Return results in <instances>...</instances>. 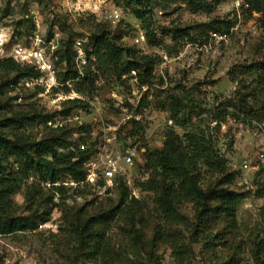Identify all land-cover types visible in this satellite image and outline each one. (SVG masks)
<instances>
[{"label": "rangeland", "instance_id": "1", "mask_svg": "<svg viewBox=\"0 0 264 264\" xmlns=\"http://www.w3.org/2000/svg\"><path fill=\"white\" fill-rule=\"evenodd\" d=\"M149 3L151 12L140 19L135 5L126 0H16L14 4L2 0L0 24L10 44L19 43L28 52L41 51L53 63L56 77L53 81L34 63L21 65L38 70L37 78L0 69V129L10 139L37 142L62 128L72 150H81L84 143L95 148L91 156L98 146L112 153L136 146L133 164L121 163L117 176L144 200L146 208L132 219L118 214L121 194L115 180L103 179L104 184H99L63 176L59 181L68 185L61 193L32 167L24 171L22 185L12 196V216L35 220L47 213L48 217L38 219L34 229L0 234V264H96L87 236L81 241L76 229L85 224L92 234H104L114 264L146 262L148 256L143 251L135 254V245L143 248L142 241L152 237L160 219L153 209L154 193L142 191L139 184L149 177L144 168L147 149L163 146L168 126L184 133L171 117L173 96L183 98L187 110L192 107L193 122H207L235 175L230 188L241 194L235 228L223 218L200 215L201 203L194 196L182 201L180 211L188 220L183 234L188 238L191 232L205 229V220L207 232L214 236L209 247L202 241L194 243L195 257L189 264H264V250L257 247L264 239V96L251 95L259 88L258 73L244 68L264 58V12L236 8L233 0H207L203 9H194L184 0ZM214 26L228 32V40L210 41ZM97 34H107L136 54L151 56L152 76L146 78L144 67L124 72L101 65L93 53ZM141 34L144 38L136 41ZM71 70L79 76L64 79ZM245 94L261 120L238 110ZM73 99L85 104L66 114L67 101ZM18 162L22 167L26 163L25 159ZM218 176L206 173L201 186L214 184ZM71 180L77 184L71 185ZM38 182L45 194L53 196V205L46 195L35 202L26 198ZM92 217L107 221L93 225ZM141 217L144 221H138ZM159 255L162 264H175L168 245H161Z\"/></svg>", "mask_w": 264, "mask_h": 264}, {"label": "trees", "instance_id": "2", "mask_svg": "<svg viewBox=\"0 0 264 264\" xmlns=\"http://www.w3.org/2000/svg\"><path fill=\"white\" fill-rule=\"evenodd\" d=\"M126 1L135 5L134 13L140 19H143L152 10L149 0ZM184 1L194 9H203L207 5V0ZM245 1L250 10L264 12V0ZM226 27L228 30L230 24ZM213 28L216 31L226 32L219 30L221 28L218 26ZM178 31L183 34L182 29ZM93 53L103 66H114L115 69L122 68L124 72L144 67L146 78L152 76L155 61L151 56L139 55L132 48L119 46L107 34L95 36ZM127 57L132 60L126 61ZM244 68L246 71L258 73L259 88L258 91L252 90L251 95L264 96V58L244 64ZM0 69L16 72L23 77L37 78L40 75V72L34 67L22 66L21 63L12 58H0ZM77 76H79L78 71L71 70L66 73L64 79ZM84 79H88V76H84ZM14 81L16 80H11V83L13 84ZM143 81L146 82V80ZM248 96L245 94L242 98L237 107L238 110L261 120L257 112L258 109L248 104ZM67 102L70 106L66 108V114H69L74 107L85 104V101L81 99L68 100ZM225 103L222 105H226ZM261 108L264 110V102ZM169 110L175 124L183 127L184 133H178L174 125L168 126L163 146L155 149L148 148L145 152L144 168L149 177L141 181L139 187L142 191L154 193L153 209L160 222L153 228L152 237L142 241V249L139 248L138 244L135 245L137 247L134 249L135 254L143 251L148 256V260L146 262L130 260V264H162L159 255L161 245L170 247L175 264H189L195 257L194 243L202 241L206 247H209L208 244L211 243L210 240L214 236L207 232L209 226L202 218L199 220H202V226L205 229H201L198 233L191 232L188 238L183 234L182 228L188 226V220L180 211L181 203L183 200L191 199V196H194V199L198 201L200 200V215L223 218L231 228H235L237 225L238 203L241 194L230 188V185L234 183L235 175L229 169L228 159L219 151L216 139L207 129L206 121L200 119L193 122L192 107L191 110H187L185 100L179 96L172 97ZM62 131V128L53 129L49 135L37 142H26L10 139L0 129V234L34 229L38 219L47 220V213L35 220L24 216H12L14 207L12 196L21 187L25 170L28 171L33 167L42 172L43 177L51 182H57L63 176H69L78 182L85 181L87 172L84 164L95 148L93 150L91 146L75 152L67 145ZM20 159H25L26 163L23 164V167L18 162ZM206 173L211 176L217 174L219 176L214 184L204 188L201 184ZM115 182L118 184L121 194L116 206L117 213L130 219L135 213H143L146 208L144 200L134 196L119 176L115 177ZM98 183L104 184V180L101 179ZM52 189L65 193L66 188L64 185H53ZM44 195H46L45 200L53 205V196L45 194V188L39 182L25 194L31 202H35L36 199H40ZM213 203L215 204L213 205ZM92 218L93 225L103 224L107 221L106 218ZM142 220L144 221L143 217L139 218L138 221ZM199 220L197 223L200 224ZM138 221L135 223L136 225L139 223ZM76 229L81 234V241L87 236V243L91 246L94 263H116L111 255L112 246L107 242L103 233L92 234L87 224L81 230ZM102 243L104 246H101ZM257 247L259 251L264 250V239L257 243ZM100 257L102 260H99Z\"/></svg>", "mask_w": 264, "mask_h": 264}, {"label": "built area", "instance_id": "3", "mask_svg": "<svg viewBox=\"0 0 264 264\" xmlns=\"http://www.w3.org/2000/svg\"><path fill=\"white\" fill-rule=\"evenodd\" d=\"M2 0H0L1 4ZM14 4L16 0H11ZM233 4L236 8H241L243 6L248 7V3L245 0H233ZM210 41L222 42L229 38L228 32H220L213 30L209 34ZM144 38V35H140L136 38V41H140ZM0 58H12L19 63H34L33 66L38 70H46L50 74V78L55 80V69L51 61H46L43 58L41 51H27V48L23 47L21 44H10V38L5 30V27L0 24ZM50 125L53 124L52 120H49ZM59 125V124H58ZM82 149L86 148L84 143L81 144ZM138 150L136 146L130 148L128 147L123 153L121 152H109L107 148H102L98 146V152L95 155L89 157L85 162V170L87 172L86 181H99V179L110 180L113 182L115 177L121 172V163L133 164L136 159ZM248 166V164H245ZM68 182L57 181L48 182V185H68ZM71 185H76L77 182L71 180Z\"/></svg>", "mask_w": 264, "mask_h": 264}]
</instances>
